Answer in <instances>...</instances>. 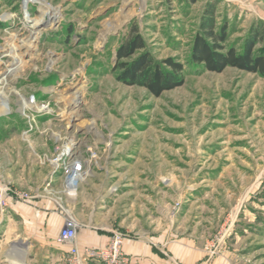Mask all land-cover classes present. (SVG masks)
<instances>
[{"label":"rangeland","instance_id":"374dc122","mask_svg":"<svg viewBox=\"0 0 264 264\" xmlns=\"http://www.w3.org/2000/svg\"><path fill=\"white\" fill-rule=\"evenodd\" d=\"M40 1L0 0V180L30 195L14 202L52 200L77 230L122 234L116 264H264V77L190 61L208 21L241 51L264 0ZM131 30L143 47L119 59ZM144 54L180 64L182 83L155 95L123 75ZM108 243L78 247L79 264H108L86 253Z\"/></svg>","mask_w":264,"mask_h":264},{"label":"crops","instance_id":"0c3cea01","mask_svg":"<svg viewBox=\"0 0 264 264\" xmlns=\"http://www.w3.org/2000/svg\"><path fill=\"white\" fill-rule=\"evenodd\" d=\"M64 222V214L52 200L13 202L6 212L4 224L0 226L4 242L0 241L7 245L4 251L0 249V254L7 256L8 264H63L68 247L58 243L56 238ZM109 239L110 233L98 232L97 227L81 228L77 230L75 245L79 249L102 247ZM124 249L135 254L144 248L138 242H125Z\"/></svg>","mask_w":264,"mask_h":264},{"label":"trees","instance_id":"16d2710c","mask_svg":"<svg viewBox=\"0 0 264 264\" xmlns=\"http://www.w3.org/2000/svg\"><path fill=\"white\" fill-rule=\"evenodd\" d=\"M204 28L203 33L197 34L192 42L190 61L193 64L201 65L204 69L213 72H221L227 67H233L264 77V54L256 52L255 49L264 39V29L260 25L251 28L250 38L244 43L241 51L225 46V27L215 31L212 22L208 21L207 27ZM142 47L140 37L131 30V36L120 44L117 56L119 59L129 57ZM165 63L171 71L162 68L161 64L153 62L148 54H144L131 65L126 66L123 75L133 81L140 78L145 87L158 95L182 83V77L178 75L182 71V66L171 59H166Z\"/></svg>","mask_w":264,"mask_h":264},{"label":"built area","instance_id":"2783aa9c","mask_svg":"<svg viewBox=\"0 0 264 264\" xmlns=\"http://www.w3.org/2000/svg\"><path fill=\"white\" fill-rule=\"evenodd\" d=\"M67 175V183H75L76 188L78 182L83 177L82 169L80 166L76 169H70ZM29 198V193L16 190L8 183L0 180V208H7L14 201H27ZM76 235L77 223L72 217L68 216L65 218L64 225L60 229L56 240L58 243L64 244L68 247L69 262L71 264H79L81 259L78 248L75 245ZM122 242V234L114 232L106 247L99 249L89 248L86 250V253L88 255H98L104 260H107L108 264H116L121 258Z\"/></svg>","mask_w":264,"mask_h":264},{"label":"bare ground","instance_id":"6f19581e","mask_svg":"<svg viewBox=\"0 0 264 264\" xmlns=\"http://www.w3.org/2000/svg\"><path fill=\"white\" fill-rule=\"evenodd\" d=\"M31 1V0H30ZM33 2H37L39 3L40 5H43V2H41L40 0H32ZM46 11L43 12L42 16H41V19L44 18V20H41L42 22L43 21H46L47 20H53L55 19V17L57 16V13L53 10V9H50L49 7L47 9H45ZM56 10V9H55ZM40 21V22H41ZM39 22V24H41ZM39 26V25H38ZM37 26V27H38ZM2 99V92H0V100ZM3 108V107H2ZM70 153V152H69ZM80 166L79 162L78 161H73V162H70L68 163L67 165V169H76ZM69 189L72 190L71 188V183L68 185Z\"/></svg>","mask_w":264,"mask_h":264}]
</instances>
